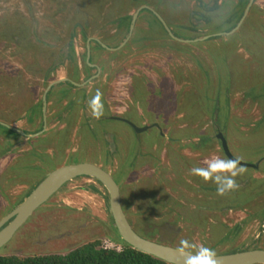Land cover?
<instances>
[{
	"label": "rangeland",
	"instance_id": "rangeland-1",
	"mask_svg": "<svg viewBox=\"0 0 264 264\" xmlns=\"http://www.w3.org/2000/svg\"><path fill=\"white\" fill-rule=\"evenodd\" d=\"M78 1L82 7L75 14L76 0H0L1 123L23 130L42 124V117L32 122L21 115L41 98L49 82L75 77L76 71L68 67L71 60L50 71L46 85L41 79L51 66L49 56L61 50L70 29L75 31L79 74L78 80H72L83 84L93 73L85 57L86 42L75 23L86 26L87 21L90 36L103 35L101 43L114 46L124 33L110 36L116 18L132 14L140 4V0ZM147 1L149 5L144 6L157 9L175 36H189L188 24L177 25L187 22L188 7H180L175 0H161L159 7L155 0ZM221 1L210 8L209 0H201L204 24L219 35L202 36L199 44L174 40L144 9L130 39L118 50L108 52L101 44L92 47L94 63L105 62L102 79L76 85L90 93L86 98L84 92L76 94L78 100L86 101L89 114L77 105L69 113L65 98L47 101L45 131L0 157V218L52 169L66 163H106L105 169L113 173L120 188L127 220L142 237L175 248L181 239H188L217 254L264 249V0H255L248 9L247 0ZM16 16L33 19L40 40L48 45L41 41L36 53L25 47L24 38L13 41L10 35L17 22L6 21ZM18 72L23 78L19 86L13 83ZM95 86H103L99 91L103 114L90 120L89 101L98 91ZM218 102L222 106L217 111L213 103ZM112 116L139 128L153 123L159 127L138 133ZM218 130L225 134L235 158L259 164L255 169L243 166L245 171L235 177L238 187L224 195L217 194L212 181L190 174L191 168L204 166L212 156L227 159L216 137ZM107 205L105 192L95 180L73 179L31 214L0 247V254L66 253L95 238L108 239L112 228Z\"/></svg>",
	"mask_w": 264,
	"mask_h": 264
},
{
	"label": "trees",
	"instance_id": "trees-1",
	"mask_svg": "<svg viewBox=\"0 0 264 264\" xmlns=\"http://www.w3.org/2000/svg\"><path fill=\"white\" fill-rule=\"evenodd\" d=\"M175 1H178L181 4L180 7H182V8L188 7L187 9H189V18H188L187 22L186 21H179V24H177V25L188 24L187 30L189 31L190 37H192L191 36L192 31L198 32L199 29H203L205 26H208L206 23L204 24V21L202 18L203 17V11L205 10L204 9L205 3H202L201 0H175ZM154 2H155L154 3L155 7H159L161 4V0H155ZM142 3H148L149 4V2L147 0H140V4H142ZM216 3L218 5L217 0H209V2L206 4V6L210 7V6L215 5ZM151 4H152V2H151ZM221 4H222V1H221ZM72 6L75 8V14H76L77 13L76 11H78V9L82 7V4L78 0H76V2H74ZM142 10H144V9H142ZM151 14L153 15L154 18H156V16L154 15L153 12H151ZM65 17L66 16L61 17V20L64 19ZM19 18H20V16H16L15 19L10 18L9 20L6 21V23H9V24H11L13 21L17 22L16 26H15L16 29L14 30V33L10 35V37L13 38V41L17 37L21 38V39L24 38L26 40L25 41V45H26L25 47L28 48L30 46L29 49L33 50L36 53L40 51L39 49L41 47V41H43V45L44 44L48 45V43L45 42L44 40H40L39 35H38V29L36 27V22L33 19H30L31 20V22H30L28 19H24V17L20 18V19ZM130 19H131V15L125 14V17L123 18V20H125L123 22L125 24V29H124L125 33L122 34L121 39H119L118 43H115L114 46H117L118 44L122 43L124 41V39L126 38L127 31L129 28L128 24H129ZM156 20L159 23L157 18H156ZM207 23H209V22H207ZM29 24L32 26V30H30ZM87 24L88 23L86 21L85 27H87ZM160 26L163 27L161 24H160ZM44 29L46 30V28H44ZM69 32L70 33L68 34L67 38H65L66 42H64L63 44L60 45V46H62L61 50L58 51L57 54H55V57L49 56V58H48V60H51V66L46 68L47 71H45L44 73L41 74V77H42L41 79L45 80L44 85H46L47 81L49 80L50 71L56 70L57 69L56 67H58V66H64V65L66 66L67 64H69L71 62V60L73 61V63L71 62L70 64H73V67H71L70 64L68 65V67L71 68L72 72L76 71L75 77L72 75L71 79L75 78V80H78L79 74L77 76L76 55H74V47H73V37L75 35V31L73 29L72 30L70 29ZM121 33L122 32H120L119 34H121ZM165 33H166V31H165ZM110 36L113 37V35H110ZM189 36L188 37H182V38H189ZM83 37H84V39L86 38L85 36H83ZM4 38L6 41L8 40L7 39L8 36H4ZM36 40H39L40 45H39V43L36 42ZM193 44H199V43L194 42ZM92 45H93V47H98L100 44L93 43ZM109 45L113 46L112 43ZM91 50H93L92 47H91ZM44 56H45V54H44ZM81 57L84 58V54ZM89 58H90L89 61H93V59H91L92 58L91 56ZM83 64H84L83 66L85 67V65H86L85 61ZM102 65H105L104 61L102 62ZM87 72H90V70H87ZM51 74H50V77H52ZM15 77L17 79L13 83H14V85L19 86L18 82L19 81L23 82V78L20 76L19 72L16 74ZM23 85L25 86V88L28 86L25 83H23ZM66 85H67V87H69V89H65ZM80 92H84V88L78 87V86L74 85V83H71L70 81L63 82V83H57V84L52 85L48 89L46 99H47V101H50V100H60V99L65 98L66 99L65 100V105H66L65 110H68L69 113L72 111L74 106L77 105L79 109L83 110L84 113L87 114L86 108H85L86 107V103H85L86 101H84V99L82 101L78 100V98L76 96V94L78 95ZM83 94H84L83 98L84 97L86 98V96L89 97V95L88 94L86 95L85 92ZM55 103H56V101L53 102V104H55ZM59 104H62V103H59ZM213 104L216 106L215 108L218 111L220 108V105H221L220 102H218V104H215V103H213ZM41 106H42V101H41V99H39L36 103L27 107L28 109L31 107L30 109L33 110V111H30L31 116H30V113L28 114V112L26 114H24V116L28 115L27 120L35 122L36 118L37 119L41 118L43 116L41 113ZM210 117L213 118L212 113H211ZM40 124H41V122L39 124H37L32 130L25 129L24 131L26 133L38 131L41 128ZM0 128L5 129V131H0V133L4 136L3 139H2V137L0 139V144L5 145L3 147L0 145V157H3L6 154L11 153V151L14 150L16 144L23 143V142H25V140H24V137L23 136L21 137L17 131L10 129L7 126H4L2 123H0ZM7 131H10V132L5 133ZM8 136H13V137H8ZM161 136H162V134H161ZM224 136H225V134H224ZM133 162L134 161L131 162V165L133 164ZM97 163H100V162L97 161ZM101 167L105 169L106 163L103 164V166H101ZM115 174L117 175L118 172ZM121 174H124V172L122 171ZM44 176L45 175L41 176L39 179H36L33 182V184L29 188V191L26 192L27 193L26 196H28L29 192L32 191L34 185L39 183L44 178ZM77 178H80V177H77ZM77 178H75V179H77ZM96 182L103 188V190L105 192L107 204H108V199H107L108 197H107V192H106L105 188L98 181H96ZM87 186L92 187V189L94 191H97V189L94 188V186H92L91 184H89ZM61 188L59 190H61ZM26 196L22 199H19L18 203L15 205H12V207L14 208L16 205H18L22 200H24L26 198ZM107 221L109 223V226H111V228H112V231L107 233L108 239L111 240L112 242H114L115 245L120 246V248H121L120 251H116L113 249H103L101 247V242H102L101 238H95L93 240L82 243L78 247H75L66 253H46V254H33V255H25V256H20V255L13 254V253L12 254H0V264H171V263H167L161 259H158V258H156L150 254H147V253L141 252L137 249H134L132 246H130L129 244H127L126 242L121 240L120 237L118 236L117 232H116V228L114 225L113 218L110 216L108 211H107Z\"/></svg>",
	"mask_w": 264,
	"mask_h": 264
},
{
	"label": "water",
	"instance_id": "water-1",
	"mask_svg": "<svg viewBox=\"0 0 264 264\" xmlns=\"http://www.w3.org/2000/svg\"><path fill=\"white\" fill-rule=\"evenodd\" d=\"M252 2L253 0H250L246 9L250 7ZM144 7L145 6H141L134 12L131 20V26L128 37L131 35L134 21L138 15L139 10ZM151 11L153 10L151 9ZM158 18L162 23V25L164 26L165 30L167 31L168 35L171 38L178 40L174 36V34L170 31L164 19L159 15ZM88 41L89 40H87V42ZM103 47H105V45ZM92 78H94V76H92ZM90 79L86 80V82L89 81ZM64 81H68V78L62 77L50 82L46 86L42 94L41 99H42L43 123H42V129L40 131L34 134L25 135L22 130H19L11 126L8 127L16 130L20 135H24L27 137H35L41 134L46 126L45 107H46L47 90L53 84ZM70 81L71 83H73L72 80ZM115 118L116 117H114V119ZM116 119H120L126 122L127 124L131 125L138 133L143 132L151 127H159L156 123H153L151 125H146L139 128L136 127L127 119L124 118H116ZM216 137L220 141V145L225 156L228 159H237L231 154L228 148L227 140L223 135V133L218 130ZM239 165L244 167L256 168L258 163L249 164L239 160ZM81 176H86L93 180H96L105 188L108 197L107 210L110 216L113 218L116 232L121 240L132 246L134 249L150 254L167 263L184 264V258L177 253L175 247L144 238L131 227L122 208L121 195L118 184L107 170L92 162L64 164L48 172L44 176V178L34 186L32 191L23 201H21L10 212H8L2 218H0V247L5 245L13 237L14 233L20 228V226H22V224L27 221V219L31 216V214L39 206L45 203L54 193H56L64 184H66L68 181H71ZM217 259H218V264H264V249L255 248V249L237 251L232 253L217 254Z\"/></svg>",
	"mask_w": 264,
	"mask_h": 264
},
{
	"label": "clouds",
	"instance_id": "clouds-1",
	"mask_svg": "<svg viewBox=\"0 0 264 264\" xmlns=\"http://www.w3.org/2000/svg\"><path fill=\"white\" fill-rule=\"evenodd\" d=\"M144 5H149L148 3H142L140 4L139 6H137V8L134 10V12L140 8L141 6H144ZM149 6H145L144 8L142 9H147L149 11H151V8H148ZM139 10L138 12V15L139 13L141 12V10ZM153 10V8H152ZM134 12L131 15V17L133 16ZM153 12V11H151ZM138 15L135 19V21L137 20L138 18ZM134 21V22H135ZM135 28V26H133V29ZM132 29V31H133ZM132 34V32H131ZM131 35L128 37V33H127V38L130 39ZM126 38V41L128 40ZM126 41L124 42V44L126 43ZM89 43V42H88ZM103 45V43L101 44ZM106 47L108 48H111L112 46L108 45V44H104ZM84 47H86V43L84 45ZM104 52V50H102ZM110 50H108L109 52ZM89 54V51L87 52ZM84 54V52L82 53V55ZM81 55V56H82ZM76 56L78 57V54H76ZM87 57H89V55H87ZM88 59V58H87ZM89 60V59H88ZM90 63V62H89ZM94 63V61H92L89 65V67H91ZM101 65V64H100ZM102 66V65H101ZM104 66V65H103ZM102 66V67H103ZM93 70V69H92ZM102 74V72L99 74V76L96 78V79H90L89 81L87 82H90V83H93V82H98L99 79H102V77L100 76ZM106 74V73H105ZM67 78V77H66ZM59 79V78H58ZM72 80L71 78H68V81ZM86 80H88L87 78H85L84 82L86 83ZM92 80V81H91ZM54 81V80H52ZM51 81V82H52ZM74 85H83L85 84L83 82V84H79V83H76L74 80H72ZM64 82H67V81H64ZM71 82V81H70ZM50 83V82H49ZM58 83H63V82H58ZM57 84V83H55ZM48 85V84H47ZM46 85V86H47ZM54 85V84H53ZM51 87V86H50ZM79 87V86H78ZM96 87V86H95ZM103 86H100V87H97L96 90L97 93L96 95H94L91 100L89 101V107L92 109L91 111V114H90V120L91 119H99L100 116L103 114L102 112V105H104V101L102 99V103L100 104V99H101V96L102 94L99 92L101 90ZM46 88V87H45ZM45 90V89H44ZM48 91V90H47ZM44 92V91H43ZM42 92V94H43ZM90 96V93L88 94ZM46 96H47V93H46ZM41 98H42V95H41ZM40 98V99H41ZM42 101V99H41ZM47 107V106H46ZM45 107V108H46ZM86 112H88L89 114V111L86 110ZM41 113H42V106H41ZM43 115V114H42ZM114 117H118V116H113V119ZM122 117V116H121ZM42 123H43V119H42ZM4 125V123H2ZM157 124V123H156ZM42 125V124H41ZM158 125V124H157ZM4 126H9L7 124H5ZM12 127V126H11ZM42 127V126H41ZM9 128V127H8ZM11 129V128H10ZM14 130V129H12ZM40 131V130H38ZM38 131H35V132H30L28 134H26L24 132L25 135H30V134H34ZM220 131V130H219ZM222 132V131H221ZM43 133V131H42ZM41 133V134H42ZM223 133V132H222ZM39 134V135H41ZM162 134V133H161ZM39 135L35 136V137H38ZM224 135V134H223ZM24 136V135H23ZM26 137V138H25ZM32 137H27V136H24V140H27V139H30ZM226 138V137H225ZM218 139V138H217ZM227 140V139H226ZM220 142V141H219ZM221 147V145H220ZM222 149V148H221ZM223 152V150H222ZM224 154V152H223ZM225 155V154H224ZM227 158V157H226ZM67 164V163H66ZM53 170V169H52ZM108 171V170H107ZM245 171L244 167L243 166H239V160L238 159H224V158H221V157H218V156H212L211 158L209 159H206L204 161V166H200V167H193L190 169V174L192 175H195V176H198L200 178H202L204 181H212L214 184H216L217 186V194L218 195H224L226 194L228 191L230 190H235L237 187H238V184L235 180V177L238 176L239 174H242L243 172ZM50 172V171H49ZM109 172V171H108ZM48 173V172H47ZM46 173V174H47ZM110 173V172H109ZM45 174V175H46ZM112 174V173H110ZM82 177H86V176H82ZM89 178V177H88ZM69 182V181H68ZM117 183V182H116ZM120 189V188H119ZM30 193V192H29ZM54 195V194H53ZM52 197V196H51ZM49 200V199H48ZM23 201V200H22ZM108 206V205H107ZM11 211V210H10ZM9 211V212H10ZM108 211V210H107ZM104 241H108L112 244V248H104L103 247V242ZM101 247L103 249H113V250H116V251H120V246L118 245H115L114 242H112L111 240L109 239H105V240H102L101 242ZM176 251L178 254H180V256H182L184 258V264H218V259H217V253L216 251L211 248V247H208V246H205L204 244H199L197 245L195 242H192L188 239H181L179 241V244L176 248Z\"/></svg>",
	"mask_w": 264,
	"mask_h": 264
},
{
	"label": "flooded vegetation",
	"instance_id": "flooded-vegetation-1",
	"mask_svg": "<svg viewBox=\"0 0 264 264\" xmlns=\"http://www.w3.org/2000/svg\"><path fill=\"white\" fill-rule=\"evenodd\" d=\"M217 2H218V5H220L221 4V0H217ZM249 2H250V0H248L247 1V3L245 4V7H247L248 6V4H249ZM254 2H255V0H253V2H252V4L250 5V7L253 5V6H255L254 5ZM257 11H259L258 9H257ZM259 12H261V11H259ZM153 13H154V15L156 16V18L158 19V21L160 22V20H159V18H158V15L159 16H161L160 14H159V12L157 11V9H153ZM203 13H204V11H203ZM138 19V18H137ZM164 19V18H163ZM131 20H132V17H131V19H130V21H129V24H128V27H129V30H130V26H131ZM125 20H123V18H116V21L114 22V25H115V28L113 29V30H111V35H116L118 32H124V30H122V28L124 27V29H125V24L123 23ZM239 21V19L232 25V27L237 23ZM136 22H137V20L134 22V25L133 26H135V24H136ZM161 23V22H160ZM76 25V28L78 29V31H79V34H80V36L82 37V40L83 41H85L86 42V47H85V57L86 58H88V59H90L89 57L91 56L92 57V59H93V57H94V52H93V50H91V47H93V43H98V44H102L101 42V38H103V35H100V36H98V37H95V36H90L89 35V33L86 31L87 30V28L85 27V26H83V25H80V24H78V23H75ZM167 24V26L169 27V25H168V23H166ZM162 25V24H161ZM163 26V25H162ZM209 26V25H208ZM208 26H205L203 29H199L198 30V32L197 31H192L191 32V36L192 37H190L189 36V38H182V37H178V36H175L178 40V42H181V43H184V44H193L194 42H198V43H200V41L202 42V40H200L201 38H202V36H205V35H207L206 37H205V39H207V38H210V37H212V36H214V35H219V34H215V33H210L211 32V30H212V28H210V26L208 27ZM163 29L165 30V28H164V26H163ZM169 29H170V31L173 33V30L169 27ZM120 30V31H119ZM166 31V30H165ZM125 33V32H124ZM127 33H128V31H127ZM166 33H167V31H166ZM199 33V34H198ZM168 34V33H167ZM174 34V33H173ZM83 36H85L86 38L84 39V37ZM108 37H109V35H107ZM169 36V35H168ZM112 37V36H111ZM216 37V36H215ZM126 38H127V36H126ZM126 38L124 39V41L122 42V44L120 43V44H118L117 46H112L111 48H109V50L110 51H116V50H118L119 49V46L121 45H124V42L126 41ZM75 39V38H74ZM74 39H73V41H74ZM204 39V38H203ZM87 40H89L88 42H87ZM174 40H176V39H174ZM87 45H88V47H87ZM109 45V44H108ZM120 46V47H121ZM173 47V46H172ZM173 50H175L176 51V48H172ZM89 51V54L87 53ZM74 52H75V49H74ZM75 54H76V52H75ZM92 54V55H91ZM87 55H89V57H87ZM90 62H92V61H90ZM95 62V61H94ZM93 65L91 66V68H93V73L92 74H90L89 76H87L86 78L87 79H90V78H92V76H94V78H92L93 80L94 79H96L98 76H99V74L101 73V71H102V69H103V65L101 66V65H98V64H96V63H92ZM68 78V77H67ZM92 81V80H91ZM96 89H97V86L95 87ZM33 105V104H32ZM46 106H47V99H46ZM29 107V106H28ZM31 108V107H30ZM28 109V108H25V111L22 113V115L21 116H24V114H26L27 112H28V114L30 113V111H33V110H31V109ZM30 116H31V113H30ZM26 118H28V115L27 116H25ZM45 117H46V108H45ZM112 118H113V116H112ZM42 119H43V116H42ZM47 119V118H46ZM42 126V125H41ZM46 127V126H45ZM17 129H19V130H22L23 131V129H20V128H17ZM41 129H42V127H41ZM25 130V129H24ZM16 131V130H15ZM44 131H45V129H44ZM43 131V132H44ZM25 132V131H24ZM26 133V132H25ZM26 134H28V133H26ZM26 138V137H25ZM221 148V147H220ZM222 150V149H221ZM259 165V164H258ZM258 165H257V167H258ZM256 167V168H257ZM255 169V168H254ZM35 186V185H34ZM34 188V187H33Z\"/></svg>",
	"mask_w": 264,
	"mask_h": 264
},
{
	"label": "built area",
	"instance_id": "built-area-1",
	"mask_svg": "<svg viewBox=\"0 0 264 264\" xmlns=\"http://www.w3.org/2000/svg\"><path fill=\"white\" fill-rule=\"evenodd\" d=\"M103 247H104V248H112L113 246H112V244H111L110 242H108V241H104V242H103Z\"/></svg>",
	"mask_w": 264,
	"mask_h": 264
},
{
	"label": "crops",
	"instance_id": "crops-1",
	"mask_svg": "<svg viewBox=\"0 0 264 264\" xmlns=\"http://www.w3.org/2000/svg\"><path fill=\"white\" fill-rule=\"evenodd\" d=\"M14 176V175H13Z\"/></svg>",
	"mask_w": 264,
	"mask_h": 264
}]
</instances>
